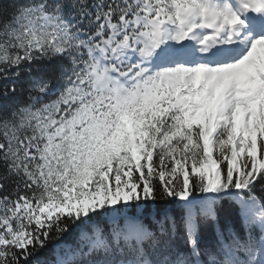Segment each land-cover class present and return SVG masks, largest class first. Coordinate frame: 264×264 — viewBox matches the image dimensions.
Here are the masks:
<instances>
[{
  "label": "snow or ice",
  "instance_id": "snow-or-ice-1",
  "mask_svg": "<svg viewBox=\"0 0 264 264\" xmlns=\"http://www.w3.org/2000/svg\"><path fill=\"white\" fill-rule=\"evenodd\" d=\"M0 264H264V0H0Z\"/></svg>",
  "mask_w": 264,
  "mask_h": 264
},
{
  "label": "trees",
  "instance_id": "trees-1",
  "mask_svg": "<svg viewBox=\"0 0 264 264\" xmlns=\"http://www.w3.org/2000/svg\"><path fill=\"white\" fill-rule=\"evenodd\" d=\"M69 241L71 240V237L67 238Z\"/></svg>",
  "mask_w": 264,
  "mask_h": 264
}]
</instances>
